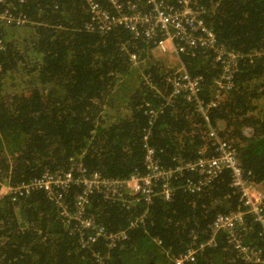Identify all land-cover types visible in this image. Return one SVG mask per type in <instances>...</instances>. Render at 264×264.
<instances>
[{"label": "trees", "instance_id": "obj_1", "mask_svg": "<svg viewBox=\"0 0 264 264\" xmlns=\"http://www.w3.org/2000/svg\"><path fill=\"white\" fill-rule=\"evenodd\" d=\"M98 1L112 11L107 0ZM129 1L142 13L152 9L146 0H119ZM204 3L205 22L219 43L243 55L234 87L207 108V119L196 102L173 94L167 78L178 70L157 59L156 39H134L123 26L104 34L86 30L83 0H6L27 19L23 26L0 25V264H174L189 246L211 239L212 246L184 264H256L237 252L226 232L214 235L210 229L218 214L236 210L243 212L236 238L264 259L260 226L231 187L227 169L197 193L187 191L190 175L184 172L171 180V200L158 189L150 205L125 207L92 194L93 217L108 231L126 232L112 248L103 239L83 246L45 192H13L46 171H75V164L89 176L127 181L147 173L148 147L164 171L175 169L179 159L215 153L208 125L235 145L249 182L264 189V0ZM176 57L190 75L202 78L199 100L207 106L222 75L213 53L197 49ZM248 109L256 118L240 119ZM8 137L18 140L10 156L3 142ZM80 191L71 185L64 194L70 211Z\"/></svg>", "mask_w": 264, "mask_h": 264}, {"label": "built area", "instance_id": "obj_2", "mask_svg": "<svg viewBox=\"0 0 264 264\" xmlns=\"http://www.w3.org/2000/svg\"><path fill=\"white\" fill-rule=\"evenodd\" d=\"M84 1L89 13V19L84 26L86 30H98L100 34H104L116 26H123L134 34V39L141 35L146 39H156L155 45L158 49L162 52L171 50L176 56L197 49L211 51L215 62L222 68V75L215 80L216 96L207 106L199 100L202 83L200 76L193 77L180 64L181 70L167 78L173 94L182 95L187 101L196 102L198 111L206 119L207 108L216 107L225 91L234 87V77L243 55L219 43L214 30L205 22L207 8L201 0H171V4L161 0H146V5L152 6L148 13H142L140 6L131 1L124 5L119 0H107L112 6V11L103 7L98 0ZM5 4L6 0H0V25H24L27 16L21 11L15 14ZM3 50L4 41L0 34V53ZM132 59H135L134 55ZM149 114L152 116L154 113L149 111ZM208 134L215 141V153L212 155L202 153L200 157L190 162L179 159L175 169L164 171L155 160L154 150L148 147L145 156L147 168L145 175H133L127 181H119L102 178L98 173L89 176L81 165L75 164V171L70 170L67 173L46 171L40 178L21 184L13 192L21 191L27 194L37 190L45 192L59 207L63 224L77 233L83 246L103 239L108 247L112 248L126 239V232L108 231L93 217L88 209L92 194L99 193L106 200L117 201L125 207L130 203L141 202L150 205L158 189L165 200H171L173 195L171 180L181 177L184 172L190 175L186 180L187 191L197 193L211 184L222 170L227 169L232 177L231 187L240 195L241 203L253 216L254 222L260 226V233L264 237V192H257L256 186L248 181L247 176L250 173H246L239 165L235 146L221 138L218 131L210 125H208ZM71 185L81 187V191L72 198L73 211H70L64 197ZM143 216L137 218V221L142 220ZM242 216L241 210L218 214L210 229L214 235L222 231L226 232L229 240L234 241L240 255L256 264H264L260 251L244 247L236 238L240 236L239 224ZM213 244L214 240L211 239L207 243L200 244L198 248L189 246L185 254L174 260V264L194 261L198 250Z\"/></svg>", "mask_w": 264, "mask_h": 264}, {"label": "rangeland", "instance_id": "obj_3", "mask_svg": "<svg viewBox=\"0 0 264 264\" xmlns=\"http://www.w3.org/2000/svg\"><path fill=\"white\" fill-rule=\"evenodd\" d=\"M157 55V59H160L167 67L180 70V63L174 54L169 53V55L163 54L160 50H154ZM3 142L5 144V152L10 156V149L18 143L15 137L4 138Z\"/></svg>", "mask_w": 264, "mask_h": 264}, {"label": "crops", "instance_id": "obj_4", "mask_svg": "<svg viewBox=\"0 0 264 264\" xmlns=\"http://www.w3.org/2000/svg\"><path fill=\"white\" fill-rule=\"evenodd\" d=\"M257 116V112L255 110H250L248 109L244 114L240 115L239 118L240 119H253L256 118ZM250 130V129H249ZM256 191L259 193L264 192L263 190H261V185L260 186H256ZM9 188L8 187H3L1 190V194H6L8 192ZM240 226H239V230H240Z\"/></svg>", "mask_w": 264, "mask_h": 264}, {"label": "clouds", "instance_id": "obj_5", "mask_svg": "<svg viewBox=\"0 0 264 264\" xmlns=\"http://www.w3.org/2000/svg\"><path fill=\"white\" fill-rule=\"evenodd\" d=\"M84 1V0H83ZM161 1H166V2H168L167 4H171V0H161ZM85 2V1H84ZM201 3L206 7V5H205V3H204V0H201ZM101 4V3H100ZM138 4V3H137ZM145 4H146V2H145ZM102 5V4H101ZM139 5V4H138ZM87 6V5H86ZM140 6V5H139ZM104 7V6H103ZM207 8V7H206ZM108 9V8H107ZM23 26V25H22ZM157 48V47H156ZM158 49V48H157ZM158 50H160V49H158ZM161 51V50H160ZM162 52V51H161ZM223 138V137H222ZM224 139V138H223ZM226 140V139H225ZM228 141V140H227ZM228 142H230V141H228ZM231 144H233L232 142H230ZM234 145V144H233ZM235 146V145H234ZM236 148V147H235ZM236 151H237V148H236ZM249 181V180H248ZM261 190H263L264 191V189H261ZM48 197V196H47ZM49 199V198H48ZM50 200V199H49Z\"/></svg>", "mask_w": 264, "mask_h": 264}]
</instances>
